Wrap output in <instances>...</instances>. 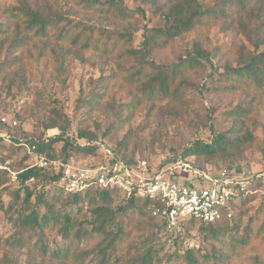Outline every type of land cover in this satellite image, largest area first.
I'll return each instance as SVG.
<instances>
[{"label": "trees", "instance_id": "obj_1", "mask_svg": "<svg viewBox=\"0 0 264 264\" xmlns=\"http://www.w3.org/2000/svg\"><path fill=\"white\" fill-rule=\"evenodd\" d=\"M85 1L87 7L99 5V0ZM143 1L155 8L154 14L163 19L164 25L148 28L143 34L140 48L136 50L134 44L138 29L132 23L122 26L121 31L117 32L89 21L71 18L63 10L50 5L48 0H12V4L0 7V56L4 55L0 73L18 74L36 65L43 67L45 72L51 69L52 74L59 73L66 79L75 62L87 54L109 58L116 56L120 61L118 69L106 78L110 83L103 96L96 98L99 101L108 98L109 88L113 89L121 82L120 89L130 97L129 102L118 108L117 115L122 116L134 114L147 104L153 105L150 113L154 112L155 104L164 102L176 109L183 105L182 99L189 86H192L189 71L205 70L206 66L201 60L231 55L236 58L235 63L228 62L216 68V79L215 75H210L215 84L212 93L224 97L240 93L246 102L228 114L227 120L233 123V128L227 134H219L210 142L197 140L180 157L201 171L217 170V163L224 164L221 169L236 170L243 150L255 140L250 126L257 113V99L264 94V49L260 51L264 47V0H220L217 7L207 10L198 0H168L164 5H160V0ZM55 3L58 4V1ZM119 19L134 22L133 17L123 12H120ZM217 20H224L228 29L237 30L249 40L255 48L251 57H247L244 46L234 51L228 46L217 48L212 53L204 50L203 38ZM188 34L195 35L198 40L194 41L193 52L188 53L185 59L181 57L171 65L153 59L154 56H160L164 49L173 46L178 38ZM130 59L135 64L123 68L122 63ZM99 104L96 102L95 105ZM88 105L91 106L92 102ZM121 119L119 117L118 120ZM42 127L43 135L33 137L22 133L19 139H13L9 145L0 139V166L23 154L21 161L12 164L13 170L18 172V187L11 194L13 200L5 214L15 227L16 234L13 240L5 242L0 237L2 252L8 246L13 249L22 247V234L30 233L38 238L36 244L44 263L49 260L52 264H84L86 258L94 255L96 264H119L124 259L122 253L126 243L133 238L130 222L126 223L121 218L137 216L150 219L157 231L173 239V245L177 244L189 226L199 224L206 248H193L185 252L178 250L164 261L160 259L152 234H149L145 238L139 237L145 249L129 259V264H229L232 256L228 251L245 248L264 231L263 221L255 234L253 225H257L260 219L253 217L241 233L242 221L235 219L236 206L224 211L220 223L188 221L181 223L179 230L169 232L164 221L153 217L150 200L125 199L116 189L92 190L85 196L71 195L63 202L60 197L50 198L46 193L37 195L30 182L39 181L50 172L39 168L29 169L33 157L28 148L33 154L43 155L48 160L58 159L55 148L58 143L63 144L60 153L65 158L69 157L71 150L95 155L99 148L96 145L97 137L82 129L78 131V138L85 140L88 146L76 145L68 136L67 119L61 110L52 111ZM50 131H58L59 136L48 137ZM0 132L12 135L10 126L2 122ZM123 146L124 142L118 144L120 148ZM113 153L116 159L129 165L138 164L135 159L119 155L115 149ZM50 179L53 182L57 177L52 176ZM14 184L10 175L0 170V196L9 192ZM248 199L242 205L245 206ZM20 201L23 202L21 206ZM42 208L44 214H41ZM53 236L60 237L64 246L52 250L48 242ZM83 243L88 246L87 250L80 247ZM75 248L78 254L72 252ZM0 264H11L8 256H3Z\"/></svg>", "mask_w": 264, "mask_h": 264}, {"label": "rangeland", "instance_id": "obj_2", "mask_svg": "<svg viewBox=\"0 0 264 264\" xmlns=\"http://www.w3.org/2000/svg\"><path fill=\"white\" fill-rule=\"evenodd\" d=\"M11 1L0 0V7L12 4ZM48 1L50 5L60 11L63 10L71 18L89 21L117 32L121 31L122 26L132 23L133 27L138 29L134 44L136 50L140 48L144 39L143 34L148 28H160L164 25L163 19L154 14L155 8L143 0H99V5L95 7H87L85 0H57L58 4L55 3L56 0ZM198 1L204 10L217 7L221 2L220 0ZM167 2L168 0H160V5ZM120 12L129 14L134 18V22L129 19L120 20ZM208 31L209 34L203 38V48L206 52L212 53L217 48L227 46L234 51L244 46L247 57L253 55L255 48L249 40L237 30L228 29L224 20L214 21ZM195 40H198V37L192 34L180 37L173 46L164 49L160 56H154L153 59L169 65L176 63L181 57L185 59L188 53L193 52ZM263 49L264 47L260 51ZM3 59L4 55L0 56V64ZM235 60L236 58L231 55L201 60L206 69L189 71L188 76L192 86H189L186 96L182 99L183 105H179L176 109L172 108V104L164 102L155 104L154 112L150 113L149 110L153 105L147 104L134 114L128 113L122 116L117 115L118 108L129 102L130 97L120 89L121 82H118L115 88H109L108 98H101L102 101L96 98L103 96L105 88L109 87L110 83L106 78L118 69L120 61L116 56L109 58L87 54L82 60L75 62L74 68L68 71L66 79L59 73L52 74L51 69L45 72L43 67L36 65L27 72L0 73V122L2 118L10 122V132L16 139H19L22 133L37 137L44 134L42 123L51 116V112L61 110L67 119L68 136L76 142V145L88 146L85 140L78 138V131L82 129L97 137L96 145L99 148L95 155L71 150L69 157L65 158L60 153L63 144L58 143L55 146L58 159L72 160L77 165L99 163L104 159L106 150L113 152L115 149L119 155L135 159L138 163L144 162L152 171H159L173 158L180 157L193 142L197 140L210 142L215 136L227 134L233 128V123L227 120L228 114L239 104L245 103L246 99L240 93L230 97L213 94L212 89L215 84L212 83L210 75L214 76L216 68L219 69L228 62L233 64ZM134 64L135 62L130 59L123 62L122 67L128 68ZM257 100V113L250 126L255 140L243 150L236 170L247 173L252 180L250 190L259 192L249 195L248 203L244 206L243 201L236 205L235 209L237 215L235 219L242 221L241 233L248 227L251 218L260 219L257 225H253L255 234L264 221V94H261ZM90 102H92L91 106L88 105ZM96 102L100 104L96 106ZM119 117L123 118L122 121L118 120ZM124 121L126 123L122 125ZM14 123L17 126H14ZM47 134L52 138L59 136L58 131H50ZM121 142H124L122 148L118 147ZM22 158L23 154L20 153L3 167L18 173L13 170L12 164L21 161ZM215 167L218 169L214 172L224 168V164L217 163ZM51 177L52 174L48 173L39 181H31L34 193L37 195L46 193L50 198L60 197L62 202L67 200L71 195L60 190L52 182ZM17 187L18 183H15L9 192L0 196V237L4 242L13 240L16 234L15 227L5 214L13 200L11 194L17 190ZM34 201L33 199L32 202ZM21 204L23 202L20 201L19 206ZM40 211L41 214L45 213L43 208ZM121 220L130 222L133 238L126 243L122 253L124 259L119 261V264H129V259L141 254L145 247L140 244L139 237L145 238L149 234H152V241L157 246L160 259L164 261L178 250L185 252L193 248H206L203 234L199 231V224L189 226L188 230L182 233L177 244L173 245V239L157 231L150 219L132 216L130 219L121 218ZM21 237L24 245L15 249L8 246L6 251H0V260L6 255L11 264H52L49 260L43 262L36 244L38 238L35 235L23 233ZM84 244L80 247L82 250H87L88 246ZM48 245L54 250L63 247L64 242L60 237L53 236L50 237ZM129 248L130 252L127 254ZM72 252L78 254L76 248ZM228 253L232 256L229 264H264V231L258 238H254L250 245L245 248L240 247L237 251L230 250ZM84 264H96V257L90 255L85 259Z\"/></svg>", "mask_w": 264, "mask_h": 264}, {"label": "built area", "instance_id": "obj_3", "mask_svg": "<svg viewBox=\"0 0 264 264\" xmlns=\"http://www.w3.org/2000/svg\"><path fill=\"white\" fill-rule=\"evenodd\" d=\"M1 122L10 125L5 118ZM17 126L16 123L13 124ZM0 139L11 144L12 135L0 132ZM29 169L48 171L55 185L68 195H86L89 191L116 189L125 199L139 198L152 202L153 217L164 221L169 232L179 230L183 222L220 223L225 210L245 201L252 192V180L240 170L201 171L182 157L173 158L159 171L146 163L129 165L106 150L99 163L77 165L74 161L48 160L33 154ZM17 183L18 173L0 166Z\"/></svg>", "mask_w": 264, "mask_h": 264}]
</instances>
